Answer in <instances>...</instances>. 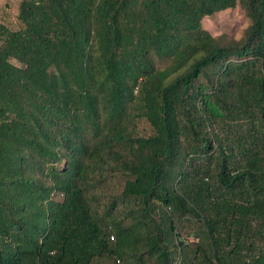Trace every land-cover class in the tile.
Instances as JSON below:
<instances>
[{
  "label": "trees",
  "instance_id": "1",
  "mask_svg": "<svg viewBox=\"0 0 264 264\" xmlns=\"http://www.w3.org/2000/svg\"><path fill=\"white\" fill-rule=\"evenodd\" d=\"M238 6L242 38L204 27ZM16 20L0 264H264V0H20Z\"/></svg>",
  "mask_w": 264,
  "mask_h": 264
},
{
  "label": "rangeland",
  "instance_id": "2",
  "mask_svg": "<svg viewBox=\"0 0 264 264\" xmlns=\"http://www.w3.org/2000/svg\"><path fill=\"white\" fill-rule=\"evenodd\" d=\"M20 0H0V22H3L13 29H18L16 15ZM248 26V22L243 16L240 6L234 10L222 12L204 20V27L214 37L227 36L230 39H240L244 34V29ZM138 122L140 120H137ZM143 125L138 124L137 131L141 130ZM194 230V229H192ZM194 237H190L189 241H193ZM95 264H105V262L95 261Z\"/></svg>",
  "mask_w": 264,
  "mask_h": 264
}]
</instances>
